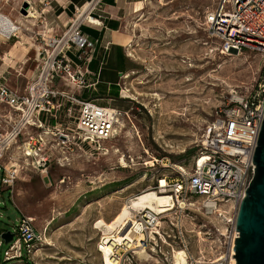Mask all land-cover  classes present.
I'll return each instance as SVG.
<instances>
[{
  "label": "rangeland",
  "instance_id": "obj_1",
  "mask_svg": "<svg viewBox=\"0 0 264 264\" xmlns=\"http://www.w3.org/2000/svg\"><path fill=\"white\" fill-rule=\"evenodd\" d=\"M141 1L140 12L126 20L131 41L124 52L136 69L119 80L116 96L112 91L93 94L99 105L127 111L129 117L109 140L92 145L72 140L64 149L54 148L45 168H25L12 192L0 183V236L14 231L25 215L46 237L31 256L13 262H4L0 237V264H102L98 249L103 235L95 223L111 221L133 196L158 190V178H174L181 168L190 172L206 125L225 108L234 89L252 90L264 72V56L256 51H218V41L204 24L205 12L217 0ZM0 13L28 19L15 0H0ZM74 13L66 18L67 27ZM14 39L0 34L6 42L0 45V58L8 57L9 63L18 53L9 48ZM83 90L76 89L78 96ZM68 119L74 128L75 120ZM156 216L159 232L151 233L147 218L135 213L145 226L149 257L119 249L123 264H173V252L185 245L192 254L199 249L206 258L216 254L215 242L205 236L218 224L216 215L192 208Z\"/></svg>",
  "mask_w": 264,
  "mask_h": 264
},
{
  "label": "built area",
  "instance_id": "obj_2",
  "mask_svg": "<svg viewBox=\"0 0 264 264\" xmlns=\"http://www.w3.org/2000/svg\"><path fill=\"white\" fill-rule=\"evenodd\" d=\"M204 24L221 54L253 50L264 56V0H217L205 12ZM81 26L76 17L61 34L33 36L37 42L34 74L22 91L0 82V183L11 192L25 168H45L54 148L64 149L72 140L81 145L109 140L129 117L127 111L81 99L76 93L88 86L98 43ZM59 82L75 90L61 88ZM263 117L264 72L252 90L234 89L225 108L206 125L190 172L181 168L174 178L157 179V189L173 200L172 210L202 209L219 220L205 235L215 242L216 254L206 258L201 249L192 254L185 245L184 264H236L232 257L239 237L236 216L254 176L253 155ZM67 118L75 120L74 128ZM13 232L5 244L4 262L28 258L46 240L45 232L25 215ZM196 235L200 237L201 231ZM122 256L118 264H123Z\"/></svg>",
  "mask_w": 264,
  "mask_h": 264
},
{
  "label": "crops",
  "instance_id": "obj_3",
  "mask_svg": "<svg viewBox=\"0 0 264 264\" xmlns=\"http://www.w3.org/2000/svg\"><path fill=\"white\" fill-rule=\"evenodd\" d=\"M21 11L23 4H29V14L22 20L16 14L7 16L19 28L13 35L15 37L12 47L16 49V60L8 61V57L0 58V82H4L12 89L22 91L27 80L33 76L36 58V44L33 36L37 33L47 35L61 34L67 27L69 13L87 5L84 12L77 18L81 21V29L91 39L97 40L96 52L89 65L90 74L87 76L88 86L79 94L81 99H93L94 95L118 90L119 80L136 69V62H129L124 48L131 41L126 30V20L129 14L138 11L141 0H15ZM82 11V10H81ZM2 14V13H1ZM75 14V13H74ZM4 15V14H3ZM97 20V24L89 20ZM26 21L31 23L26 25ZM16 24V25H17ZM17 25V26H18ZM26 25V26H25ZM25 26V27H24ZM6 44L0 40V45ZM11 46V45H10ZM15 79V80H14ZM61 88L71 87L59 82ZM76 91V90H75ZM85 96V97H84ZM95 98L94 100H96Z\"/></svg>",
  "mask_w": 264,
  "mask_h": 264
},
{
  "label": "bare ground",
  "instance_id": "obj_4",
  "mask_svg": "<svg viewBox=\"0 0 264 264\" xmlns=\"http://www.w3.org/2000/svg\"><path fill=\"white\" fill-rule=\"evenodd\" d=\"M86 8L87 5L80 8V12H84ZM80 12L78 16L81 15ZM89 21L93 24L98 23L93 18H90ZM18 28L19 26L14 24L10 18L0 13V34L2 36L8 37L10 33L16 32ZM173 204L170 195L163 189L159 191L145 190L128 199L111 221L98 220L95 223V228L100 230L103 235L98 249L101 253L102 264H118L119 253H121L119 249L123 252L130 250L140 258L149 257L145 244V226L141 221L135 219V213L140 211L144 213L147 223L154 228L151 233H157L159 232L160 221L156 215L169 212L172 210ZM153 220H155L154 223ZM173 253V264H184V251L177 249Z\"/></svg>",
  "mask_w": 264,
  "mask_h": 264
},
{
  "label": "water",
  "instance_id": "obj_5",
  "mask_svg": "<svg viewBox=\"0 0 264 264\" xmlns=\"http://www.w3.org/2000/svg\"><path fill=\"white\" fill-rule=\"evenodd\" d=\"M28 7V3L23 4L21 12L26 14ZM256 144L254 176L245 190L236 216L239 237L235 238V255H232L236 264H264V117ZM13 236V231L4 230L0 237L7 244Z\"/></svg>",
  "mask_w": 264,
  "mask_h": 264
},
{
  "label": "trees",
  "instance_id": "obj_6",
  "mask_svg": "<svg viewBox=\"0 0 264 264\" xmlns=\"http://www.w3.org/2000/svg\"><path fill=\"white\" fill-rule=\"evenodd\" d=\"M74 1L77 2L78 0H74ZM111 93L116 96L118 94V91H112Z\"/></svg>",
  "mask_w": 264,
  "mask_h": 264
}]
</instances>
